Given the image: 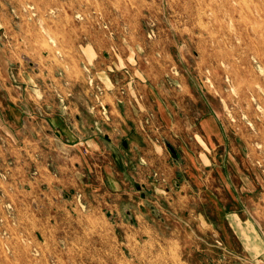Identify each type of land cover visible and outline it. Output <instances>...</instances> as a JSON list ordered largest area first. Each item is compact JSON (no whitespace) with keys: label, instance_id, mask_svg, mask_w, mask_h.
Here are the masks:
<instances>
[{"label":"rangeland","instance_id":"rangeland-1","mask_svg":"<svg viewBox=\"0 0 264 264\" xmlns=\"http://www.w3.org/2000/svg\"><path fill=\"white\" fill-rule=\"evenodd\" d=\"M0 264H264V0H0Z\"/></svg>","mask_w":264,"mask_h":264},{"label":"crops","instance_id":"crops-1","mask_svg":"<svg viewBox=\"0 0 264 264\" xmlns=\"http://www.w3.org/2000/svg\"><path fill=\"white\" fill-rule=\"evenodd\" d=\"M138 81H139V79L136 80V86L137 87H141V85H140V83ZM108 82H110V81L108 80ZM132 96L134 98L137 95L133 94ZM105 99L108 102L109 101L110 102L113 101V105H114V100L116 99V96H115V94H110V95L105 96ZM127 99H128V96L125 97L124 102L121 104V106H119L120 110H117V108L115 106L109 108L110 115L112 117H111V119L108 122H104L106 124V126H107L106 128H107L108 131H111L112 129H118L119 127H121L122 129L123 128L126 129V127H123L121 125V123L124 124L126 122H128V123L136 122L135 119L130 115V114H134V112H135L134 107L131 108L130 111H129L128 108L125 109V100H127ZM136 101H137V99H136ZM130 105H132V104H130ZM70 106L75 107L74 103H70ZM127 110H128V113H126ZM127 114H129V115H127ZM73 118L75 119V121L80 122V117L78 116L77 111L73 114ZM53 119H55L56 121L53 120ZM57 119L58 118H52V120L51 121L49 120V122L53 123V124H59L60 122ZM64 123L66 124L67 122L64 121ZM80 123H82V122H80ZM65 124L62 125V127H64ZM65 129L66 128L61 129L62 134H60V136H59L60 140L65 138V137H69L68 132ZM199 129H200L202 138L207 143L212 141L213 139L218 141L217 137H220L221 133H222L220 127L218 126V124L215 121V118H213V116H207V117L203 118L202 120H200ZM104 134L107 135L108 133L105 132ZM72 138H73V140L71 141V144L73 143V145H72L73 147H78V148L79 147H88L89 148V147H94V146L98 147V145H97L98 139L93 137V136H86V138L85 137L84 138L83 137H81V138L72 137ZM138 139L141 140L143 142V145H144V148L140 151L141 152L140 154L144 157V160L147 161V163H148V166L146 168L148 169L149 166H151L154 171L159 173V175H163V177L166 180L167 179L170 180L171 176L173 175V173L177 170L176 166L177 165L178 166L181 165L180 162H178L176 160V153H174L175 151L172 150L171 146L168 143L159 146V145H156V144L150 142L149 140L140 139V138H138ZM163 147L167 148L168 151H169V155H170L171 161H172V166L171 167L166 165V162H165L166 158L163 155L159 156L158 159H157V155L156 154L158 152L162 153L163 152V149H162ZM130 152H132L130 157L133 160L139 154V153H136V154L133 153V150H130ZM94 155H96V153H94ZM182 160L184 161V163L185 162L186 163L190 162L187 159V156H183ZM84 161H86V159H84ZM105 161L107 162L106 159H105ZM104 168H106V170H108L109 173L106 170H104ZM103 171H104L106 176H113L112 165L109 162L106 163L105 167H103ZM170 182H172V181H170ZM186 183L187 182L184 181L182 186L179 187V193L183 192L184 189H186L185 188L186 185H187ZM159 186H163L164 189H165L164 191L161 192L163 194V196L164 195H166V196L168 195L170 197L171 196L176 197V195H177L176 191H174L172 189H169V190L167 189V191H166V183L165 182L161 183ZM170 197H168V199ZM179 197H181V194L179 195Z\"/></svg>","mask_w":264,"mask_h":264},{"label":"bare ground","instance_id":"bare-ground-1","mask_svg":"<svg viewBox=\"0 0 264 264\" xmlns=\"http://www.w3.org/2000/svg\"><path fill=\"white\" fill-rule=\"evenodd\" d=\"M256 66V65H255Z\"/></svg>","mask_w":264,"mask_h":264}]
</instances>
